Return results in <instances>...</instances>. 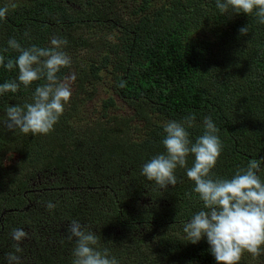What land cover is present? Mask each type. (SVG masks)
I'll list each match as a JSON object with an SVG mask.
<instances>
[{"label": "trees", "instance_id": "16d2710c", "mask_svg": "<svg viewBox=\"0 0 264 264\" xmlns=\"http://www.w3.org/2000/svg\"><path fill=\"white\" fill-rule=\"evenodd\" d=\"M134 1L118 17L105 0H0V7L16 4L0 20L5 63L19 55L8 45L12 38L25 48H48L53 37H62L71 65L57 75L74 82L64 114L46 135L10 131L5 123L7 107L32 102L46 80L0 94L2 264L16 243L8 234L19 228L29 241L21 245L29 254L21 264H72L75 238H67V229L73 220L93 229L99 247L119 264H217L206 238L193 244L183 232L203 207L185 169H177L178 183L166 189L141 170L165 152L164 124L189 114L196 117L193 142L203 134L205 117L219 129L223 151L214 178H231L264 157V24L255 12L222 14L216 0ZM105 24L118 36L103 38ZM244 26L247 35L239 32ZM81 27L93 34L86 47L76 34ZM109 66L111 90L129 116L107 113L111 98L101 101V118L82 108ZM17 77V67L0 66V85ZM187 160L191 167L194 156ZM49 202L55 207L48 209ZM247 256L240 264H250Z\"/></svg>", "mask_w": 264, "mask_h": 264}, {"label": "clouds", "instance_id": "9594fccd", "mask_svg": "<svg viewBox=\"0 0 264 264\" xmlns=\"http://www.w3.org/2000/svg\"><path fill=\"white\" fill-rule=\"evenodd\" d=\"M15 7V3L0 7V20ZM216 7L222 14L255 12L258 22L264 24V0H216ZM239 32L247 35L248 27H241ZM67 43L62 37H53L52 47L25 48L15 38L8 41L19 55L7 63L5 56L0 55V66L6 70L17 67L18 77L0 85V94L16 93L21 85L27 88L33 82L46 80L35 88L32 102L7 107L5 123L10 131L19 129L23 134L46 135L54 130L72 95L71 88L60 82L57 75L71 65V57L63 51ZM119 86L124 87L125 82L121 81ZM195 121V114L180 121H167L162 140L165 152L146 162L141 174L160 189H166L178 183L177 169H185L203 207L183 224V232L193 244L206 238L217 264H240L245 252L253 257L264 255V179L260 175L264 173V157L249 160L231 178H214L212 170L223 151L219 129L211 117H205L203 134L193 142L189 129L196 126ZM190 154L194 163L188 167ZM54 207L51 202L47 204L48 209ZM67 231L69 240L75 238L72 264H119L106 248L99 247L100 237L90 227L73 220ZM11 236L16 243L12 245L14 251L7 253V264H21L17 253L23 252L21 243L28 233L22 228L13 229Z\"/></svg>", "mask_w": 264, "mask_h": 264}, {"label": "rangeland", "instance_id": "374dc122", "mask_svg": "<svg viewBox=\"0 0 264 264\" xmlns=\"http://www.w3.org/2000/svg\"><path fill=\"white\" fill-rule=\"evenodd\" d=\"M19 1H25V0H19ZM105 1H109L110 3V7L114 9V11H116V14L118 17H121L124 15V12L126 11V8H128L129 6L133 5V2H136L134 0H105ZM169 0H155L153 2L154 5H161V4H167ZM95 27V26H94ZM103 32L105 33L103 38L106 39H114L115 37L118 36V31L116 30V28L114 27H110L109 25H104L101 26ZM209 32L203 34V33H198L195 34L194 36L196 38H200L203 35H207ZM76 34H79V39L78 41H80V45L85 46L86 45V39H88V36H92L93 34L91 33L90 29H84L83 27L79 28L76 30ZM99 36H95V38H93L94 40H96V38H98ZM90 38V37H89ZM84 40V42L82 41ZM90 46H97L95 44H90L87 43ZM86 47V46H85ZM105 48L102 47V51ZM62 83L66 84L67 86H69L71 88V91L73 93V86H74V82L71 76H65V78L61 81ZM111 69L110 66L107 68H103L101 69V71L99 72V79L96 81L95 83V91L92 92V94L88 97V99H84L82 101V108L84 111H89L90 109H92L94 116H96L97 118H101L100 117V110H101V101L106 100L107 98H111V100L114 103L113 107H110L109 109L106 110V112L108 113H115V114H122L125 115L127 114V116H129V111L126 107H124V105L120 102V100L113 94L112 90H111ZM90 90L88 87L86 89V91ZM8 240L10 241H14L12 239L11 233L8 234ZM28 240L26 239L25 241L23 240V242L21 243V245H24L25 243L28 244ZM40 243V241L38 240L37 245ZM12 248V247H11ZM27 249L23 248V252L22 253H17V255H19L21 257V261L24 260L29 254H27ZM35 258V257H33ZM246 262L250 261V264H264V258L263 255H260L258 257H253V256H247L245 258ZM3 262L0 261V264H2ZM29 263V261L27 262V264Z\"/></svg>", "mask_w": 264, "mask_h": 264}]
</instances>
